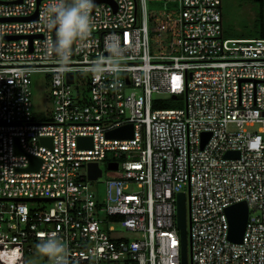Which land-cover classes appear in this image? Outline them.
Returning <instances> with one entry per match:
<instances>
[{
  "label": "built area",
  "instance_id": "2783aa9c",
  "mask_svg": "<svg viewBox=\"0 0 264 264\" xmlns=\"http://www.w3.org/2000/svg\"><path fill=\"white\" fill-rule=\"evenodd\" d=\"M148 1L93 3L91 37L62 64L45 51L55 39L48 0H0V245L33 255L56 233L69 264H182L184 192L187 264H264V37H226L222 0H163L179 12L173 26L163 16L165 41L153 55L149 24L159 14L151 16ZM110 41L124 49L119 70H109ZM41 72L54 101L48 114L34 110L32 75ZM180 96L184 107L153 106ZM129 124L132 137L108 136ZM82 137L92 146H81ZM30 156L41 159L38 170H25ZM89 163L102 170L95 180ZM110 163L121 173L105 179L101 197L95 183ZM241 201L249 215L235 243L226 209Z\"/></svg>",
  "mask_w": 264,
  "mask_h": 264
},
{
  "label": "rangeland",
  "instance_id": "374dc122",
  "mask_svg": "<svg viewBox=\"0 0 264 264\" xmlns=\"http://www.w3.org/2000/svg\"><path fill=\"white\" fill-rule=\"evenodd\" d=\"M148 8L151 16L159 14L157 21L150 20V45L151 53L157 55L159 53L161 41L165 39L166 32L160 33L158 27L162 22L163 16H169L167 24L173 26L175 19L178 15V4L174 5L173 1L163 0H149ZM259 4L253 0H222L223 10V23L226 31L225 36L238 37V36H260L255 23V17L259 12ZM160 34V35H159ZM165 41V40H164ZM47 76L45 73H35L32 75V98L34 104V110L38 113L48 114L53 110L54 101L51 94V88L47 84ZM179 103L180 106H185V100L183 99ZM103 176L95 183L99 189L101 197L104 196V184L105 179L120 175L119 171H110L102 164ZM29 206L36 207H49L54 204V201H29ZM116 237L125 236L127 238L135 237L136 235L131 232L118 231L113 234ZM189 245V225L187 226V258L189 261L190 254ZM36 255L38 253L37 247L34 248V254L29 255L24 251L18 250L13 245H0V264H39L40 260Z\"/></svg>",
  "mask_w": 264,
  "mask_h": 264
},
{
  "label": "clouds",
  "instance_id": "9594fccd",
  "mask_svg": "<svg viewBox=\"0 0 264 264\" xmlns=\"http://www.w3.org/2000/svg\"><path fill=\"white\" fill-rule=\"evenodd\" d=\"M93 0H48L44 8L46 27L53 29L55 39L46 42L45 51L49 49L62 64L70 59L73 45L91 37L94 28L90 10ZM124 49L117 41H110L109 70H119ZM101 67L100 61H94L93 67ZM38 253L49 259L51 264H69L68 246L56 234H49L37 244Z\"/></svg>",
  "mask_w": 264,
  "mask_h": 264
},
{
  "label": "water",
  "instance_id": "95a60500",
  "mask_svg": "<svg viewBox=\"0 0 264 264\" xmlns=\"http://www.w3.org/2000/svg\"><path fill=\"white\" fill-rule=\"evenodd\" d=\"M108 2V3H112L114 4L113 0H93V3H97V2ZM115 5V4H114ZM33 18H37V12L30 16V17H26V18H8V19H3V20H26V19H33ZM7 38H12L11 36H7ZM17 38V37H16ZM30 38L32 39L33 36H30ZM73 80V73L69 72L68 73V81L72 82ZM173 99H176L177 96L173 95L172 96ZM109 137H119V138H129L133 136V126L131 124L129 125H125L121 128H117L113 131H110L108 133ZM210 134H204V138H203V143H202V147L204 146V144L206 143V141L209 139ZM88 140V144L86 145V142ZM41 142L43 144H49L51 146L52 143V139L51 137H42L41 138ZM80 143L81 146H92V142L91 139H87L85 137L80 138ZM16 151L17 152H22V149L20 148V144H19V139L16 138ZM238 151L234 152V151H228L225 154V157H232V156H238ZM31 158V162L30 164L25 168V170H38L40 164H41V159L35 156H30ZM117 163H110L108 164V169L110 170H116L117 169ZM89 168V178L91 180H95L97 179L101 173L102 170L100 169V167L98 166L97 163H89L88 165ZM25 200H31V199H25ZM177 218H178V227L180 229V233H181V245H182V249H181V254H182V264H187L188 263V258H187V225H188V221H187V203H186V194L184 192L179 193L178 195V203H177ZM226 213L228 216V221H229V234H228V238L235 243H240L242 242L243 239V234L245 231V227H246V223L248 220V215H249V206L247 204L246 201H241V202H237L231 206H229L226 209Z\"/></svg>",
  "mask_w": 264,
  "mask_h": 264
},
{
  "label": "trees",
  "instance_id": "16d2710c",
  "mask_svg": "<svg viewBox=\"0 0 264 264\" xmlns=\"http://www.w3.org/2000/svg\"><path fill=\"white\" fill-rule=\"evenodd\" d=\"M253 1L257 2L259 4V7H260L259 12L257 13V15L255 17V23H256L257 27H260L258 30V33L260 36H256V37H264V0H253ZM225 33H226V31L224 30V34ZM238 37H252V36H238ZM179 98H180L179 101H175L172 98H167V99L160 100V101L156 100V101H154L153 106L156 108H160V107H182V106H180L181 104H179V103H183L181 101L184 99V96H180ZM41 118L44 120L48 119V117H45V116H43Z\"/></svg>",
  "mask_w": 264,
  "mask_h": 264
}]
</instances>
